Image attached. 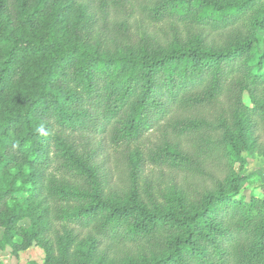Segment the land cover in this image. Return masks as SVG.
<instances>
[{
  "label": "trees",
  "instance_id": "obj_1",
  "mask_svg": "<svg viewBox=\"0 0 264 264\" xmlns=\"http://www.w3.org/2000/svg\"><path fill=\"white\" fill-rule=\"evenodd\" d=\"M235 129L264 143V0H0L4 242L28 217L45 264H264Z\"/></svg>",
  "mask_w": 264,
  "mask_h": 264
},
{
  "label": "rangeland",
  "instance_id": "obj_2",
  "mask_svg": "<svg viewBox=\"0 0 264 264\" xmlns=\"http://www.w3.org/2000/svg\"><path fill=\"white\" fill-rule=\"evenodd\" d=\"M162 33L169 41L172 40V35L170 28L168 26H163ZM179 35L181 40H185L189 35L192 40H195L197 32H188L185 27L180 26ZM242 101L248 108L253 106L251 98L246 92L242 95ZM237 129L234 131H229L225 135L227 142L229 139L236 142V147L239 152L240 159L233 165V171L237 174H247L248 177L240 184V189L245 198H248L250 194H255L260 198H264V143L258 139L255 134L248 132V145L243 146L242 143L236 140ZM158 170L148 169L143 176L153 174L155 181L158 179ZM150 178L152 175H149ZM222 176V175H221ZM220 179L222 181V177ZM143 179H138L139 186L142 185ZM216 182L215 179L207 180L204 185L205 188L209 186L210 188L214 186ZM163 186L165 183H162ZM215 187H213L214 189ZM37 202V201H36ZM37 204V203H34ZM17 227L25 229V231L18 232L13 238L11 244L4 242L3 239V228L0 227V264H45V251L41 246L36 245L35 241H30L29 228L31 226V220L28 217H24L19 220L16 224ZM63 226L59 229L62 230ZM45 241L48 244H52L54 250H56V245L53 243L54 237L50 233H45ZM49 240H46V239Z\"/></svg>",
  "mask_w": 264,
  "mask_h": 264
}]
</instances>
